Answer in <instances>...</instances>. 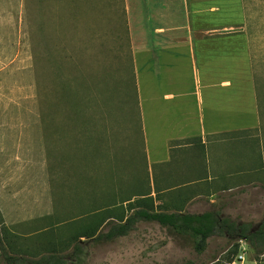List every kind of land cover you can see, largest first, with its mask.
<instances>
[{
    "label": "rangeland",
    "instance_id": "374dc122",
    "mask_svg": "<svg viewBox=\"0 0 264 264\" xmlns=\"http://www.w3.org/2000/svg\"><path fill=\"white\" fill-rule=\"evenodd\" d=\"M249 3L264 30V0ZM140 128L127 0H0V234L11 253L61 250L123 214L149 183ZM221 211L237 224L264 218ZM89 250L85 264H264L229 233L199 253L190 235L145 219Z\"/></svg>",
    "mask_w": 264,
    "mask_h": 264
},
{
    "label": "crops",
    "instance_id": "0c3cea01",
    "mask_svg": "<svg viewBox=\"0 0 264 264\" xmlns=\"http://www.w3.org/2000/svg\"><path fill=\"white\" fill-rule=\"evenodd\" d=\"M257 16L249 0H127L149 181L142 192L156 212L222 221L223 209H264Z\"/></svg>",
    "mask_w": 264,
    "mask_h": 264
},
{
    "label": "trees",
    "instance_id": "16d2710c",
    "mask_svg": "<svg viewBox=\"0 0 264 264\" xmlns=\"http://www.w3.org/2000/svg\"><path fill=\"white\" fill-rule=\"evenodd\" d=\"M148 194L140 191L134 194L137 198L133 201L131 198L123 200L122 205L129 201L123 214L113 220L110 215L101 223L87 226L79 232L71 246H62L61 250L44 252L35 257L13 254L8 250L0 234L3 264H85L90 255L91 244H99L112 241L119 236H126L141 219L156 220L174 233L190 235L194 238V247L199 253L206 249L209 237L222 233H229L233 238L244 239L256 253H264V218L254 225L253 223L237 224L228 219L220 221L213 213L202 215L160 213L155 211L153 198ZM127 211L130 213L127 214ZM82 237L86 239L82 240ZM238 249L239 246L236 244L232 251L234 256L237 255Z\"/></svg>",
    "mask_w": 264,
    "mask_h": 264
},
{
    "label": "built area",
    "instance_id": "2783aa9c",
    "mask_svg": "<svg viewBox=\"0 0 264 264\" xmlns=\"http://www.w3.org/2000/svg\"><path fill=\"white\" fill-rule=\"evenodd\" d=\"M244 253H241L240 255H239V258H241V259H244Z\"/></svg>",
    "mask_w": 264,
    "mask_h": 264
}]
</instances>
